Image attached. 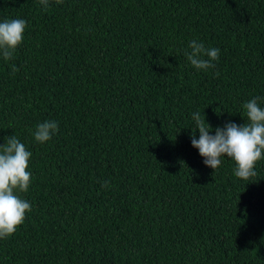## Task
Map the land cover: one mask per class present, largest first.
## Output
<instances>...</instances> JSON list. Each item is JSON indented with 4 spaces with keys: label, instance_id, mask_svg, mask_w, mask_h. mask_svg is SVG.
Instances as JSON below:
<instances>
[{
    "label": "trees",
    "instance_id": "trees-1",
    "mask_svg": "<svg viewBox=\"0 0 264 264\" xmlns=\"http://www.w3.org/2000/svg\"><path fill=\"white\" fill-rule=\"evenodd\" d=\"M48 4L0 0V22L27 21L0 56V145L32 152V210L0 264H264V158L243 180L192 146L193 113L215 135L264 107V0ZM192 40L220 49L214 68L187 61ZM48 120L59 130L38 143Z\"/></svg>",
    "mask_w": 264,
    "mask_h": 264
},
{
    "label": "clouds",
    "instance_id": "clouds-1",
    "mask_svg": "<svg viewBox=\"0 0 264 264\" xmlns=\"http://www.w3.org/2000/svg\"><path fill=\"white\" fill-rule=\"evenodd\" d=\"M46 10L48 0H39ZM61 3L62 0H56ZM27 21L24 19H5L0 22V56L9 61L14 58L17 48L23 43ZM184 55L187 61L197 70L214 68L213 61L219 59V48H206L202 42L192 40ZM207 57V59H205ZM12 72L19 69L13 64ZM218 76L219 73L217 72ZM260 97L244 103V119L246 123L238 125L233 122L214 129L205 122L199 112L193 113V120L199 131V139L195 132L192 136V146L204 157L206 166L216 170L221 166L222 157H228L235 162L234 174L243 180H249L257 173L255 165L264 158V107ZM58 123L48 120L39 123L32 133L38 143H45L58 132ZM5 143L0 145V240L7 239L15 233L32 210L31 203L23 199L19 193H26L31 184L30 160L32 152L14 134L4 137ZM215 173V172H214ZM108 187V183H104Z\"/></svg>",
    "mask_w": 264,
    "mask_h": 264
}]
</instances>
